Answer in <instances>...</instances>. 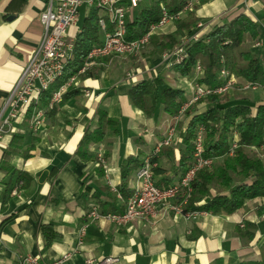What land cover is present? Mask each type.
Masks as SVG:
<instances>
[{"label": "crops", "instance_id": "obj_1", "mask_svg": "<svg viewBox=\"0 0 264 264\" xmlns=\"http://www.w3.org/2000/svg\"><path fill=\"white\" fill-rule=\"evenodd\" d=\"M86 0H83V4ZM141 0L139 4H147ZM47 0H0V107L15 86L43 35L39 14ZM79 8V9H80ZM89 6H85L66 39L73 41ZM193 11L199 35L214 25L230 21L238 14L257 20L264 29V3L261 0H206L181 13V20ZM201 24V26H198ZM176 25L160 29L159 36L172 34ZM185 33V31H179ZM182 34H180L181 37ZM151 47V48H150ZM147 54L125 61L106 58L92 65L94 73L80 81V93L62 100L37 130L29 127L28 116L13 124L0 139V264H18L24 254L42 260L63 258V264H86L87 259L113 256V264H208L220 258L223 264H245L264 256V198L247 200L232 214L213 215L199 211L185 218L169 210L155 220H132L117 225L105 218L89 220L86 215L96 201H108L117 191L120 168L128 157L142 159L160 142L173 116L157 105L152 117L133 106L126 94L130 86L144 79L158 78L162 84L183 92V100L192 93L191 77L180 75L162 60L152 45ZM148 49V48H147ZM104 65L103 70L100 69ZM238 81L243 79L239 74ZM83 88L90 90L85 96ZM206 103L182 120L172 146L159 153L154 178L158 185L175 183L181 135L192 115L203 112ZM103 108L113 121L99 143L89 145L94 159L84 161L76 153L86 130L97 126V110ZM104 160L106 167L101 163ZM13 167L24 173L26 181L9 191ZM136 171V170H135ZM132 172L128 188L135 185ZM15 190V191H14ZM261 208L262 213L257 210ZM247 223L252 239L239 235ZM40 224H50L57 237L48 244ZM85 225L82 243L79 229ZM65 256V258H64Z\"/></svg>", "mask_w": 264, "mask_h": 264}, {"label": "trees", "instance_id": "obj_2", "mask_svg": "<svg viewBox=\"0 0 264 264\" xmlns=\"http://www.w3.org/2000/svg\"><path fill=\"white\" fill-rule=\"evenodd\" d=\"M186 1L148 0L147 4H138L126 15V40L141 37L152 24L157 23L161 17L162 6L169 14L175 15L183 8ZM205 1L201 0V2ZM98 19L99 9L95 6L89 7L74 36L71 57L65 62L63 74L47 91L40 92L37 104L31 102L28 118L35 105L45 108L48 117L53 114L56 106L50 110L47 108L52 93L78 72L86 62L88 51L100 41ZM176 27L185 29L189 38L196 33V29H191V22L178 20ZM259 30V23L243 13L228 22L214 25L209 32L199 35L196 40L188 39L182 44L186 57L179 64H175L174 69L182 76L191 77L196 63L200 62L203 74L199 82L208 86H217L224 82L220 74L222 68L236 72L245 81L264 84V39L260 48L261 56L256 50L244 45L247 37L252 40L259 38ZM150 43L157 53H161L172 48L177 40L170 34L152 35ZM93 74L87 71L82 77ZM79 93V88L70 87L62 95V100ZM126 94L130 103L147 117H152L157 105H161L166 114L177 115L184 102L182 90L166 86L158 78L144 79L130 86ZM203 101L207 105L206 109L191 116L181 135L176 175H183L193 164L194 139L199 126H202L204 134L203 156L221 158V160L213 164L211 170L203 168L196 171L191 184L192 192L184 208L187 211H202L213 215L232 214L247 200L264 198V160L250 149L264 147V100L255 103L239 94L223 93L209 94ZM253 109H255L254 114ZM194 111L195 107L191 105L184 114L189 117ZM97 116V126L93 130L85 131L76 150L84 161L94 159L89 145L99 143L104 138L107 128L113 123L103 108L97 110ZM181 125L182 122L178 124V130ZM234 135H236L235 139ZM233 141L236 144L234 148H232ZM167 148L162 146L159 152L153 155L152 161H157L158 154L165 152ZM230 151H232L231 155ZM141 165L142 159L127 158L120 168V182L117 187L122 202L117 204L115 194L110 193L108 201L98 200L95 203L100 214L124 211L127 198L132 193V189L127 186L129 178ZM7 170L11 173L7 190L10 191L14 185L27 180V175L13 167H7ZM257 212L262 213V209L259 208ZM252 226L253 224L247 223L245 228L238 230L239 235L248 240L252 239L254 234L249 231ZM40 229L48 244L57 237L50 224H40ZM208 264H223V262L218 258ZM245 264H264V256L258 261Z\"/></svg>", "mask_w": 264, "mask_h": 264}, {"label": "built area", "instance_id": "obj_3", "mask_svg": "<svg viewBox=\"0 0 264 264\" xmlns=\"http://www.w3.org/2000/svg\"><path fill=\"white\" fill-rule=\"evenodd\" d=\"M141 0H86L87 6H95L99 9L98 26L100 29V41L91 47L86 55L85 64L78 72L70 76L55 90L47 104L50 110L62 101V95L68 88H80L77 81L78 75L85 72L91 65L99 64L109 56L136 55L139 50L149 41L150 36L162 28L165 24L176 19L181 13L189 10L195 2L200 0H187L183 8L175 15L169 14L168 10L161 7L159 21L152 24L148 31L135 40H126V15L129 10L136 8ZM83 0H47L44 10L39 14L43 25L42 39L24 67L15 86L5 98L0 107V139L13 129V124L23 121L28 115V109L32 101L36 104L40 92L47 91L52 84L63 74L65 62L71 57L73 41H67L68 29L75 25L79 18V8ZM201 26V24H198ZM257 46L261 42L256 43ZM186 57L182 45H175L165 51L161 58L169 65L179 64ZM192 78L194 83L192 99L188 104L206 94L221 93L234 84L232 74L226 69L221 70L224 82L219 86H208L198 82L202 67L199 62L194 69ZM228 76V77H227ZM257 83H246L244 89L256 88ZM85 96L91 92L83 88ZM185 106L187 104H184ZM46 120L45 108L35 105L30 112L29 127L37 130L43 126ZM174 136V124L169 125L165 137L158 142L154 149L142 158V165L135 171V185L131 195L127 198L123 212L100 214L96 205H91L86 215L89 220L105 218L117 225H124L132 220H155L158 213H166L171 210L175 214L185 218H195L199 211H187L184 206L188 196L192 192V182L196 171L211 165L212 159L203 156V129L199 127L194 139L193 164L179 176L178 180L171 185H158L154 178L156 161H152L153 155L159 151L160 146L169 145ZM235 143L232 147H235ZM101 163L106 167L105 162ZM15 191V190H14ZM85 225L79 229L78 243H82L85 234ZM65 258V256H64ZM116 257L105 256L101 259H87L86 264H113ZM18 264H63V258L42 260L39 256L24 254L18 258Z\"/></svg>", "mask_w": 264, "mask_h": 264}, {"label": "rangeland", "instance_id": "obj_4", "mask_svg": "<svg viewBox=\"0 0 264 264\" xmlns=\"http://www.w3.org/2000/svg\"><path fill=\"white\" fill-rule=\"evenodd\" d=\"M263 3H264V0H261ZM85 6H86V4H84L83 6H82V8H80L79 9V12L82 14V12H83V10H84V8H85ZM186 12V11H185ZM184 13V12H183ZM182 13V14H183ZM181 15V14H180ZM178 16L176 19H173V20H171L170 22H168L167 24H165L162 28H160V29H164L166 26H168L170 23H172L173 24V22H174V24L176 25V22L179 20V21H187V22H191V24L195 21V18H194V15H193V11H189V13H188V15L186 16V17H184L183 18V20H181V16ZM255 21H257L256 19H255ZM258 22V21H257ZM259 23V22H258ZM259 27H260V30H259V32H260V35H259V38H257V39H250L249 37H247L246 38V40H245V43H244V45H245V47H247V48H251L252 50H256L257 52H258V54H259V56H261V50H260V48H261V46H262V40L264 39V29L261 27V24L259 23ZM159 29V30H160ZM194 29H196V33L195 34H193V36H191L190 38H189V36H187V31L185 30V29H177V27H176V29H175V31L174 32H172V34H170V35H173L175 38H176V40H177V43L176 44H174V46L175 45H182L185 41H187L188 39H192V40H196L197 38H198V36H199V34L197 33V31H198V27L197 28H194ZM159 30H156L152 35H155V36H159ZM179 31H185V33H180ZM180 34H182L181 35V37H180ZM151 35V36H152ZM150 36V37H151ZM261 42V45H259V46H257L256 45V43L257 42ZM151 43H150V38H149V41H148V43H146L140 50H139V53L138 54H136V55H127V56H115V55H113V56H109L108 58H106L105 60H106V62L107 61H109L110 59H112V58H117V59H120V60H122V61H125L127 58H130L131 56L132 57H134L133 59H135V61L137 60L136 59V57H140L141 56V53L143 54L144 52H146V54H147V52L148 51H151V47L149 48V45H150ZM152 45V44H151ZM148 48V49H147ZM153 48V47H152ZM170 49V48H169ZM169 49H166V50H164L163 52H161L160 53V56L165 52V51H167V50H169ZM137 62V61H136ZM200 63V62H199ZM174 65L175 64H172V65H169L170 67H173L174 68ZM201 65V64H200ZM92 66V65H91ZM91 66L85 71V72H83V73H81V74H79L78 75V78H77V81L79 82V84H80V81H81V79H83V78H85V77H82V75L83 74H85L87 71H90V69H91ZM202 67V66H201ZM103 68H104V65H102V67L100 68V69H102L103 70ZM222 69H225V68H222ZM221 69V70H222ZM227 70V69H226ZM228 71V73H229V75L230 74H232V76H233V79H234V84L230 87V88H228L227 90H225V91H223V92H221V93H217V94H223V93H227V94H230V95H235V94H239V95H241V96H245V97H247V98H249L250 100H252L253 102H259V101H263L264 100V84H261V83H257V82H248V81H245L242 77V81L240 82V81H238V79H237V75H236V72H234V71H229V70H227ZM202 74H203V69H202V72L200 73V77H202ZM220 74H221V71H220ZM194 75H195V72L193 73V77H194ZM221 77H222V75H221ZM228 77V76H227ZM222 79H223V81H224V78L222 77ZM198 80V82H199V78L197 79ZM200 83V82H199ZM246 83H257L258 84V86L256 87V88H247V89H244L243 88V85L244 84H246ZM191 84V89H192V93H191V96L189 97V99H187V100H184V102L182 103V105H181V107H180V109H179V111H178V114L177 115H174L173 116V118H172V122L169 124V125H172V124H174V136H173V139H172V141L170 142V144L169 145H162V146H166V147H169V146H172V144H173V142H174V137H175V134L177 133V128H178V124L180 123V122H182V120H183V118H185L186 116H185V114H184V112H185V110L189 107V106H191V105H194V107L196 108V106H197V104L198 103H200V102H204L203 100H204V97L205 96H207V95H209V94H206V95H203L201 98H199V99H197V100H195V101H193L192 103H190V104H188V102H190V100L192 99V95H193V86H194V83H193V81L190 83ZM202 84H204V83H202ZM206 85V84H205ZM217 86H219V85H217ZM214 94V93H213ZM184 104H187L186 106L184 105ZM255 113V109H253V114ZM199 127H202V126H199ZM198 127V128H199ZM168 129V128H167ZM167 129H166V131H167ZM203 129V128H202ZM198 130V129H197ZM166 131H165V134H166ZM197 132V131H196ZM196 135V134H195ZM164 137H165V135H164ZM163 137V138H164ZM236 138V135H234V139ZM203 141H204V134H203ZM232 143H235V141H233ZM162 146H160V148L162 147ZM236 146V145H235ZM160 148H159V150H160ZM232 148H234V147H232ZM251 150H253L254 152H256L257 153V155L259 156V158H261L262 160H264V147L262 146V147H251L250 148ZM159 152V151H158ZM157 152V153H158ZM232 154V151H230V155ZM212 159V163H211V165L209 166V167H207L206 169L207 170H211L212 169V165L213 164H216V163H218V162H220V160H221V158H211ZM203 169V168H202ZM173 183V180L172 181H169L168 182V185H171Z\"/></svg>", "mask_w": 264, "mask_h": 264}]
</instances>
